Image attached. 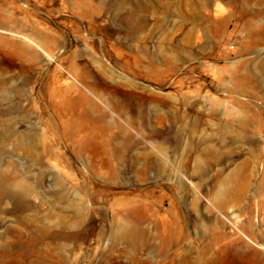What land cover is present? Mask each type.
I'll return each mask as SVG.
<instances>
[{
	"label": "rangeland",
	"instance_id": "rangeland-1",
	"mask_svg": "<svg viewBox=\"0 0 264 264\" xmlns=\"http://www.w3.org/2000/svg\"><path fill=\"white\" fill-rule=\"evenodd\" d=\"M0 264H264V0H0Z\"/></svg>",
	"mask_w": 264,
	"mask_h": 264
}]
</instances>
